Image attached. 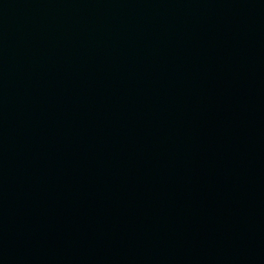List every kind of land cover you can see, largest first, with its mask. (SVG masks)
Instances as JSON below:
<instances>
[{
    "label": "water",
    "instance_id": "obj_1",
    "mask_svg": "<svg viewBox=\"0 0 264 264\" xmlns=\"http://www.w3.org/2000/svg\"><path fill=\"white\" fill-rule=\"evenodd\" d=\"M0 264H264V0H0Z\"/></svg>",
    "mask_w": 264,
    "mask_h": 264
}]
</instances>
